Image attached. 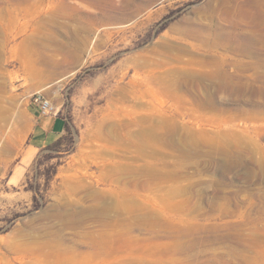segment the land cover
Segmentation results:
<instances>
[{
	"label": "rangeland",
	"instance_id": "374dc122",
	"mask_svg": "<svg viewBox=\"0 0 264 264\" xmlns=\"http://www.w3.org/2000/svg\"><path fill=\"white\" fill-rule=\"evenodd\" d=\"M0 264H264V0H0Z\"/></svg>",
	"mask_w": 264,
	"mask_h": 264
},
{
	"label": "crops",
	"instance_id": "0c3cea01",
	"mask_svg": "<svg viewBox=\"0 0 264 264\" xmlns=\"http://www.w3.org/2000/svg\"><path fill=\"white\" fill-rule=\"evenodd\" d=\"M33 105V104H32ZM40 109L33 105L31 111V116L33 118L32 127L29 129L28 133V144L26 145L25 153L30 159L44 146L54 143L58 138H60L65 132L66 120L61 116L52 115H42L39 111ZM58 119L64 121V128L58 130L57 132H52V129L57 126Z\"/></svg>",
	"mask_w": 264,
	"mask_h": 264
},
{
	"label": "built area",
	"instance_id": "2783aa9c",
	"mask_svg": "<svg viewBox=\"0 0 264 264\" xmlns=\"http://www.w3.org/2000/svg\"><path fill=\"white\" fill-rule=\"evenodd\" d=\"M31 104L38 107L42 115H52L57 114L58 108L54 106L49 100L44 98L41 94L33 93L31 95Z\"/></svg>",
	"mask_w": 264,
	"mask_h": 264
},
{
	"label": "trees",
	"instance_id": "16d2710c",
	"mask_svg": "<svg viewBox=\"0 0 264 264\" xmlns=\"http://www.w3.org/2000/svg\"><path fill=\"white\" fill-rule=\"evenodd\" d=\"M66 127H67V122H66Z\"/></svg>",
	"mask_w": 264,
	"mask_h": 264
}]
</instances>
